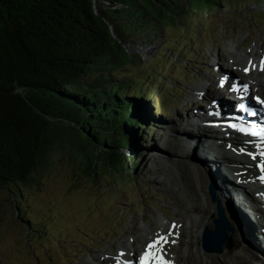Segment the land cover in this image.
Here are the masks:
<instances>
[{
    "label": "rangeland",
    "instance_id": "obj_1",
    "mask_svg": "<svg viewBox=\"0 0 264 264\" xmlns=\"http://www.w3.org/2000/svg\"><path fill=\"white\" fill-rule=\"evenodd\" d=\"M124 45L140 55L125 74L134 77L129 91L134 95L143 88L145 94L161 98L165 108L157 103L150 125L143 121L148 134L137 151L124 149L126 164L120 174L98 165L95 176H86L68 145L54 148L37 182L20 184L21 196L14 197L23 207L22 216L13 188L0 187V264H102L105 252L113 257L147 226L150 238H156L159 215L180 219L185 202L173 192L178 187L172 175L144 155L168 152L164 141L188 142L187 133L174 134L175 129L199 108L196 102L208 100L217 85V64L235 65L241 75L237 55L252 47L264 52V0H224L169 26L168 32L153 33L151 39L135 33ZM199 84L206 85L205 92L196 91ZM137 243H143L141 236Z\"/></svg>",
    "mask_w": 264,
    "mask_h": 264
},
{
    "label": "trees",
    "instance_id": "obj_2",
    "mask_svg": "<svg viewBox=\"0 0 264 264\" xmlns=\"http://www.w3.org/2000/svg\"><path fill=\"white\" fill-rule=\"evenodd\" d=\"M223 1L0 0V187L13 188L16 202L59 146L69 145L86 176L98 165L122 173L124 149H139L155 113L143 88L129 91L134 77L125 74L140 55L124 42Z\"/></svg>",
    "mask_w": 264,
    "mask_h": 264
},
{
    "label": "bare ground",
    "instance_id": "obj_3",
    "mask_svg": "<svg viewBox=\"0 0 264 264\" xmlns=\"http://www.w3.org/2000/svg\"><path fill=\"white\" fill-rule=\"evenodd\" d=\"M262 56L263 50L260 52V48L255 47L237 55L241 69L247 73V80L238 81L241 87L248 84L251 90L264 93V60L263 63L259 62ZM205 86L199 84L196 91H205ZM195 104L204 105L201 102ZM217 107L199 109L188 119L181 121V129H175L177 133L174 134L181 135L186 132L188 142H179L176 139L169 140V143L164 141L162 145L168 152L155 155L147 152L144 155L160 164L162 172L166 170L172 175V183L178 187L173 192L179 193L176 195L178 201L185 202L180 219H171L165 214L158 216L156 235L168 234L169 241H174L161 244L158 248L164 251L167 260L172 264H264V222L260 221L264 219V212L262 215L255 212L244 195L248 191H264V170L260 167L264 164V144L259 147L260 141L255 140L252 135L238 136L239 130H229L221 122L220 115L225 112L220 110L217 113ZM211 121L219 122V125L215 126ZM220 141L224 144H220ZM193 145H197L199 158L194 157ZM255 146L259 148L255 150ZM210 180L216 186L217 200L237 237L229 231L234 244L231 248L223 245L221 252L206 251L201 245L202 227L207 225L214 228V219L217 216L216 202L211 199L208 191ZM233 206L239 208L235 209ZM173 225L176 226L174 234L171 231ZM150 227H145V233L140 235L142 244L137 243L140 236L132 237L128 243L122 245L119 252L112 254L114 258H110L105 252L101 263L106 261L105 264H128L129 260H135L139 252L147 251V245L156 239L150 238ZM178 235L183 238H178ZM237 240L242 244V249L238 248Z\"/></svg>",
    "mask_w": 264,
    "mask_h": 264
},
{
    "label": "water",
    "instance_id": "obj_4",
    "mask_svg": "<svg viewBox=\"0 0 264 264\" xmlns=\"http://www.w3.org/2000/svg\"><path fill=\"white\" fill-rule=\"evenodd\" d=\"M208 191L211 199L216 202L217 216L214 219V228H210L207 225L202 227L201 245L206 251L221 252L223 245L231 248L234 244L232 234H229L232 228L222 205L217 200L216 186L212 180L209 182Z\"/></svg>",
    "mask_w": 264,
    "mask_h": 264
},
{
    "label": "snow or ice",
    "instance_id": "obj_5",
    "mask_svg": "<svg viewBox=\"0 0 264 264\" xmlns=\"http://www.w3.org/2000/svg\"><path fill=\"white\" fill-rule=\"evenodd\" d=\"M238 90V89H237ZM261 104H264V100H260L258 97L256 98ZM244 105H241V108H243ZM232 127H236V125H232ZM241 132H249V129L246 128H240ZM252 135H258L261 136L262 138H264V129H261L259 132H251ZM249 155H252L251 153H249ZM262 155H264V153H262ZM253 159H255V156H253ZM261 169L264 170V164L260 165ZM175 225L172 226V232L174 234V229H175ZM169 242H174V241H169V237L168 234H163L160 235L158 234L156 239L153 240L151 243H149L147 245V251L144 253V255L139 259V264H151V260L155 259L156 260V264H172L171 261L164 259L163 255L161 253L160 256H156L154 254V252L152 251L153 249L158 248L161 244H167ZM128 264H135L134 260H129Z\"/></svg>",
    "mask_w": 264,
    "mask_h": 264
}]
</instances>
